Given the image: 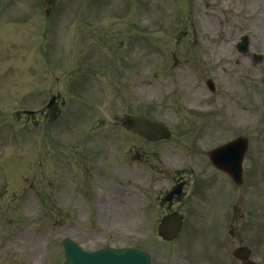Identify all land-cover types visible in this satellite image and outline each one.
<instances>
[{"label":"rangeland","instance_id":"rangeland-1","mask_svg":"<svg viewBox=\"0 0 264 264\" xmlns=\"http://www.w3.org/2000/svg\"><path fill=\"white\" fill-rule=\"evenodd\" d=\"M17 1L19 0H5L4 12H14L17 16L8 20L5 30H0V43H2L1 38H7L5 42L9 45L7 48H0V264H59L62 259L59 239L65 234L81 236L82 230L90 233L91 242L94 244L97 239L111 238L117 241L119 235L122 234V239L125 241L128 239L135 241L150 250L155 263L183 264L181 262L183 243L178 240L176 244L165 245L159 243L156 237V223L153 219L158 214V210L153 208L151 201H147L153 195L149 193L150 187L141 185V182L150 185L148 181L150 174L147 173L149 169H144L145 166L142 163L133 162L136 167L129 173L127 172L130 171L128 166L122 165L123 160L126 159L122 156L126 157L125 153L129 147L131 148L130 153L135 152L136 149L153 150L154 148L151 146L145 148L140 143H135V138L132 136H124L122 140L117 139L115 143L108 146L106 158L109 169L103 170V173L100 170L98 174L92 168L87 172L90 175L87 179L88 195L84 197L88 199L91 198L92 191H98V196H101L99 190L93 187L95 179L100 176H104L105 184L111 186L114 182L120 187L124 186L123 191L110 187L106 191L109 193L107 195L109 215L117 219L116 227L113 226L116 220L111 221L109 226L100 225L99 222H94V224L90 222L87 224L91 226H85L83 221H78L77 225H70L72 220L78 218L76 214L85 210L87 216L90 214V209L101 208L102 203H98L99 207H97L95 200L94 202L91 200L89 204L86 201L83 203L72 201L70 182L67 177L64 178L61 190L56 189L50 178L51 173L47 171L54 161L49 160L47 166L45 147L37 144L36 140H30L29 131L21 130L17 124H13L15 120L22 124L21 110L31 101L23 89L28 59L24 52L25 42L23 43L22 32L27 28L42 25L37 19L29 23H25V19L17 20L18 13L23 12L25 7L22 4H26V8L29 7V10H32L31 16L34 12H36V17L39 16L38 11L32 9L33 0H21L19 5L22 6L18 8ZM64 2L68 6V14L61 15L62 23H60L63 28H59L57 43L59 62L69 67L71 58L69 49H80V47L82 49L83 46L86 53L88 49L91 53V56L88 55L90 58L87 59L89 64L85 66L96 71V76L91 80L89 89H87L90 93H95L90 99L94 103L90 108L94 113L90 115L87 125H84L88 128L86 131L92 132L91 139L102 138L99 132L100 123L104 129V124L120 122L122 113L135 112V109H140L137 105L143 106V110L149 112L150 115L170 123L181 121L183 118L182 77L192 68H185L180 60L189 59L186 64L194 66L197 64L196 66H199L197 69L204 67L210 75L214 72L213 76L220 90L221 112L226 113L224 117L221 115V120L228 124L221 128H233L234 119L236 122H246L252 127L250 130L251 153L244 167L247 174L249 170L251 171V178L248 177L249 185L251 184L249 190L254 198V204H259L256 222L260 227V234L264 235V115L262 106L264 86L261 82V77L264 75V0H170V2L169 0H63L62 6ZM151 3L152 7H149ZM70 10L71 15H69ZM19 16L23 17V15ZM66 16L72 23V27L67 29L64 28L69 23L65 19ZM85 29H88L86 36L82 37L80 33ZM4 31H7V34H4ZM240 34L248 35L250 52L259 53L260 59H252L248 55L244 56L237 52L234 43ZM120 36H125V40H128L126 45L132 42V37L134 40L133 47L125 49V61L117 60L116 46L118 47ZM31 48H35V45ZM123 48L120 46L122 53ZM75 58L74 55L73 59ZM115 61L120 63L115 71L111 72L110 65L115 64ZM162 63L167 64L164 67ZM121 64H125L123 71H121ZM170 64L173 77L162 81L160 77L164 72L160 69H166V73L171 75ZM80 66L83 67L84 62H81ZM182 67L184 69H181ZM43 69L45 75L57 76L60 91L67 94V106L70 110L76 101L69 97L74 95L69 93L70 74L60 66L51 68V71L45 67ZM158 70L160 77L156 75ZM73 77L77 76L73 75ZM79 78L75 82H79ZM147 79L153 82L149 85L148 81H145ZM255 82L259 84L257 86L260 87L261 96L258 95L257 87L252 88ZM36 86L35 76L26 88ZM251 88L253 90L252 107L246 109L247 114L243 112L238 115L233 111V117L232 113L225 111L226 105L231 101L239 106L240 96L250 94ZM113 92H118L117 96ZM84 96L85 93L81 95L82 98ZM227 96L230 98L227 99ZM79 103L80 101H77L75 105L79 106ZM208 109L215 110L218 106H209ZM88 113L87 108L81 110V121ZM187 115L191 117V114ZM11 118H14L12 122ZM226 118L229 121H226ZM103 133L105 134V131ZM191 135L192 132L188 131L184 138H190ZM62 136L65 134H61ZM69 136L72 137V135ZM124 144L125 146H122ZM50 151H52L51 148ZM70 151H73L72 148ZM66 155L70 156L69 148H66ZM166 156L179 157L176 154H166ZM55 165L58 168L63 167L59 161ZM80 168L83 172V165ZM29 174L33 177H29ZM88 174L80 173V176L86 177ZM256 177L257 179L263 178V182L257 180V187L254 184ZM31 180L34 181V185H30ZM224 182L222 179L220 186ZM247 192L248 190H238L237 193L243 198L240 200L243 204L239 205L238 214L245 213L237 231L240 234L239 238L249 243L252 236L250 229L252 221L247 208L248 203L244 201ZM93 198L95 197L92 196ZM240 201L238 200L237 204H240ZM73 206L76 207V211L73 210ZM112 208L115 209L114 214L111 213ZM255 218L256 215L253 213V219ZM219 219L217 214L214 221L218 222ZM253 225H255L254 221ZM111 228L119 229V232H109L108 229ZM191 248L193 249L192 254H195L198 244L192 243ZM256 250H258L257 257L264 262V252H260L264 251V241ZM209 262L210 264L217 263L216 258ZM204 264L209 263L204 261Z\"/></svg>","mask_w":264,"mask_h":264},{"label":"flooded vegetation","instance_id":"flooded-vegetation-1","mask_svg":"<svg viewBox=\"0 0 264 264\" xmlns=\"http://www.w3.org/2000/svg\"><path fill=\"white\" fill-rule=\"evenodd\" d=\"M56 100L52 102V107L56 108ZM182 126H184V123L182 124ZM201 162H195L196 165H199ZM184 165V163H183ZM192 170V169H189ZM182 171H184V167L182 169ZM181 172V170H180ZM174 177V176H173ZM184 188V178L182 174H179L177 176L174 177V179H172V183L170 185V187L167 190L166 195V200L169 202H173L174 200H176L177 198H179V195H176L175 193H179L181 191V189ZM174 191H178V192H174Z\"/></svg>","mask_w":264,"mask_h":264},{"label":"water","instance_id":"water-1","mask_svg":"<svg viewBox=\"0 0 264 264\" xmlns=\"http://www.w3.org/2000/svg\"><path fill=\"white\" fill-rule=\"evenodd\" d=\"M55 2H56V0H44V6H45L46 9H48L49 7L54 5ZM126 120H127V123H128V125L130 127H132L135 123H137V124L143 123L144 125L141 126L142 128H138L137 129V131H139V132H142V129H145L146 131H149V132H153V130H154L153 127L148 125V124H151V123H149L146 120H141V119H138V118H135V117H132V116H127Z\"/></svg>","mask_w":264,"mask_h":264}]
</instances>
